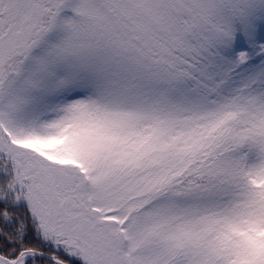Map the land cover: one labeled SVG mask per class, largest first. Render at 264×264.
<instances>
[{
	"label": "snow or ice",
	"instance_id": "obj_1",
	"mask_svg": "<svg viewBox=\"0 0 264 264\" xmlns=\"http://www.w3.org/2000/svg\"><path fill=\"white\" fill-rule=\"evenodd\" d=\"M0 264H264V0H0Z\"/></svg>",
	"mask_w": 264,
	"mask_h": 264
}]
</instances>
